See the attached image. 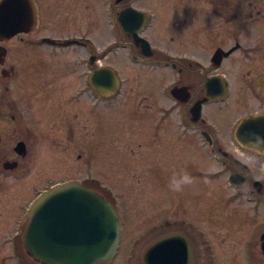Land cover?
<instances>
[{
  "label": "flooded vegetation",
  "instance_id": "flooded-vegetation-1",
  "mask_svg": "<svg viewBox=\"0 0 264 264\" xmlns=\"http://www.w3.org/2000/svg\"><path fill=\"white\" fill-rule=\"evenodd\" d=\"M45 2L20 0L25 4L20 17L32 21L12 38L0 39V264H48L26 247L32 204L55 185L81 182L43 176L36 166L59 158L66 129L73 133L70 142H80V127H88L81 126L82 113L94 121L93 155L97 143L122 141L124 161L132 157L141 167L137 176L153 181L150 189L124 193L96 175L83 182L118 211L117 255L128 220L137 219L138 237L156 235L153 244L184 237L188 264H264V144L251 143L253 133L264 137V0H182L172 26L181 46H196L204 51L200 55L188 50L172 55L154 47L145 37L153 14L141 0L97 1L115 23L109 29L115 39L103 44L94 34L49 32ZM127 10L137 16L131 26L149 41L150 54L120 24ZM210 82L217 88L213 97ZM207 107L231 115L218 125ZM124 111L143 116L132 130L136 142L119 139L106 124L114 112L124 121ZM102 127L105 134L97 136ZM237 129L249 148L238 142ZM181 171L195 183L174 193L168 180ZM32 177L37 183L31 184ZM134 195L142 201L137 208ZM146 216L152 217L147 224ZM210 222L217 223L218 234L210 232ZM150 246L139 256L135 248L124 249V264H146Z\"/></svg>",
  "mask_w": 264,
  "mask_h": 264
},
{
  "label": "rangeland",
  "instance_id": "rangeland-1",
  "mask_svg": "<svg viewBox=\"0 0 264 264\" xmlns=\"http://www.w3.org/2000/svg\"><path fill=\"white\" fill-rule=\"evenodd\" d=\"M45 1V13L47 15L45 27L49 32H55L56 34L62 35H68L74 32H77V35L94 34V37L101 44L115 39L114 37L116 36L111 35L109 30L111 29V25L115 24L114 20L111 17H106L103 11H101L100 4L97 2L98 0ZM127 1L128 0H120L122 3H126ZM141 2L142 6L151 10L150 13L153 14L152 24L146 31L145 37L154 47L172 55L178 54L179 51L187 52L185 50L197 53V55L203 54L204 51H201V49L196 46L191 47V45H188L187 47H182L181 35L172 26L171 21L175 16V7H180L182 0H141ZM206 53L209 54L210 50ZM23 54L24 53H22V55ZM23 57H25V54ZM191 68L186 67V70L190 71L192 74L198 73L195 70V67ZM207 112L209 113V118L213 121V123H218V125L231 115L216 111L212 107H210ZM113 115L114 120L108 119L106 122L107 126L112 128V133L119 139L126 138L132 141V143L136 142L138 139L132 136V130L137 127L134 124L144 122L143 116L137 115L136 113L130 114L128 111H124L123 121L119 118L117 113L114 112ZM81 117V126L87 125L88 127L85 129L80 127L79 136H82L80 142H70L69 137L72 138L73 133L71 131H67L66 129L65 140L58 148V153H60L59 158L54 160L56 163H49L46 160H43V162L37 164L36 171L41 173L43 176L47 175L57 177V179L64 178L66 180L76 177V180H79L82 185L83 182L96 175L100 178L99 180L104 185H108L109 187L123 193L124 189L128 192H137L138 190L134 189L142 187H144V189H150L153 183L152 179H140V177L137 176L138 173L142 174L140 164L135 162L132 157H127V162L124 161V143L122 141L119 143L112 141L106 145L97 143L95 144V154L93 155V147L91 146L90 148L89 140L93 137V135H90L92 132L90 126L93 125L94 121L88 113H82ZM74 119L75 118H73V121ZM74 126L78 129V125L76 123H74ZM98 127H100V123L97 126V129ZM99 129L100 131H98L96 135L103 136L105 134L104 127ZM128 129L130 130V133ZM51 165L53 167H51ZM168 171L169 169L165 172ZM131 175H134V177ZM139 180L147 183V185L141 186L139 184ZM37 181V179L32 177L31 184L37 183ZM133 198L132 204L135 207L137 206L138 201L142 203L137 195H134ZM148 202L151 201L147 200V203ZM135 214H137L136 211ZM151 220V216H146L144 218L145 224L151 222ZM138 223L139 221L137 219L134 221L128 220L121 252L112 262L108 264H124V249L129 251L131 248H135V252L139 256L140 253L143 254V250L145 248L147 249L148 246L153 244L152 242L154 238H156V235L148 237L149 239H141L138 237L140 231H142V228ZM208 229L212 234H218L219 232L216 222H210ZM135 239L140 241H135Z\"/></svg>",
  "mask_w": 264,
  "mask_h": 264
},
{
  "label": "water",
  "instance_id": "water-1",
  "mask_svg": "<svg viewBox=\"0 0 264 264\" xmlns=\"http://www.w3.org/2000/svg\"><path fill=\"white\" fill-rule=\"evenodd\" d=\"M25 4L20 0H0V39L8 40L24 30L31 19L20 17ZM24 15V14H23ZM134 16L122 11L119 22L131 32L137 45L147 54L151 45L131 23ZM143 17V16H138ZM144 19L140 18L139 23ZM209 96L217 88L209 83ZM202 103L194 107L198 118ZM197 112V113H196ZM25 243L29 253L48 264H98L116 257L120 248L122 226L115 207L94 189L78 182H65L44 191L30 210ZM190 246L181 236L154 243L145 254L146 264H188Z\"/></svg>",
  "mask_w": 264,
  "mask_h": 264
},
{
  "label": "clouds",
  "instance_id": "clouds-1",
  "mask_svg": "<svg viewBox=\"0 0 264 264\" xmlns=\"http://www.w3.org/2000/svg\"><path fill=\"white\" fill-rule=\"evenodd\" d=\"M238 130L236 132V138L238 140V142L240 143V145L244 148H249L250 145L246 144L245 142H243L238 135ZM252 136L254 137V139L252 140L251 143H256L257 141H259L258 146L260 147V145L264 144V137H260L258 133H253ZM261 151L264 152V148L260 147ZM207 183V181H205ZM194 178L191 176L190 173L186 172V171H181L180 173H174L168 180V188L170 191L174 192V193H182L184 191V189L188 186H191L192 184H194Z\"/></svg>",
  "mask_w": 264,
  "mask_h": 264
}]
</instances>
